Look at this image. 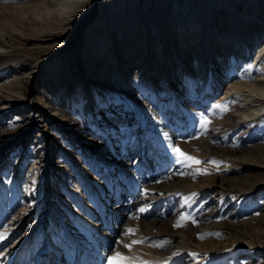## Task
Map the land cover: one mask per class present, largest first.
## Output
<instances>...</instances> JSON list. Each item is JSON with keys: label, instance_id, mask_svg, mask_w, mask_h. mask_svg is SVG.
Here are the masks:
<instances>
[{"label": "rangeland", "instance_id": "374dc122", "mask_svg": "<svg viewBox=\"0 0 264 264\" xmlns=\"http://www.w3.org/2000/svg\"><path fill=\"white\" fill-rule=\"evenodd\" d=\"M177 1L181 4L178 8ZM224 1L226 0H138L134 14L128 6L123 9L117 5L115 12L110 13V20L123 24L124 32L130 38L128 45H124V50L132 52L136 45L132 41L137 31L143 29L140 33L148 40L150 36L153 38L156 35L155 30L158 31L160 27L169 34L182 35L198 18L209 20L208 15L211 16L218 10L231 11V6L223 9ZM235 2L230 0L229 3ZM100 10L101 0L94 12L95 18L99 16ZM88 23L81 30L82 23L79 22L66 32L65 42L69 48L65 53L70 67L74 65L75 52H79L83 44ZM153 27H156L155 30ZM26 41L29 43L27 49L40 57L43 55L53 58L54 52L60 48L59 41L51 46L46 43L42 47L37 44L39 39L31 35L27 36ZM262 41L263 39L257 41L258 45L255 46H259ZM167 45L172 53L173 43ZM175 47H179L178 39L175 40ZM256 49L257 47L252 49V53ZM256 54L260 61L264 51ZM158 69L160 67L156 68L157 71ZM45 71L44 68L34 70L31 80L25 83V96L36 99L40 95ZM159 73L154 74L156 79L157 76L160 77ZM63 83L66 85L65 81ZM226 85L223 83L220 86L218 97L223 96ZM168 97L171 96L164 100L167 104L170 102ZM183 102L179 100L177 107H184ZM117 104L125 105L123 101ZM129 112V119L132 117L136 121L137 128H133L138 131L125 129L117 135L112 134V142L119 150L123 135H126V146L134 150L133 155L120 158L113 156L110 142L99 149L101 155L95 154V161H100L97 168L94 161L87 160L94 153L89 152L88 146L83 143V133L87 132L88 126L73 117L79 131L69 134L68 130H63L56 122L54 125H45L38 120L36 124L24 128L11 143L0 147V262L107 264L106 257L119 251L136 258L134 264H264V221H261L264 218L261 215L264 206V155L254 153L255 156L251 157L246 151L243 152V147H237L239 150L234 147L231 152L234 160L244 156L250 164L244 166L235 161L225 164L227 161L209 150V137L214 131L209 129L207 135L202 133L201 110L195 111L199 112V117L195 119L197 130L190 131L188 118H185V123L173 122L172 134H178L172 142L169 141L167 132L158 130L159 120L165 119L163 115L153 114L151 110L139 107H133ZM51 126H54L57 135L55 144L48 142L51 146L46 152L45 149H33L36 140L41 143L43 137H47ZM95 135L105 142L102 133ZM137 144H141L140 150H137ZM65 145L73 150V156L84 166L81 173L63 157ZM211 145H215L217 149L229 146L225 143ZM174 147L203 163L192 167L175 163L177 157L173 152ZM62 157L61 162L59 159ZM210 161H215L219 167L213 166ZM125 168H130L131 171L127 174ZM197 168L207 169L210 174H197ZM87 181L95 190L97 183H101L104 196L106 195L104 203H97L95 195L93 200L89 198V193L84 189ZM107 182H110V186ZM160 182H167V192L151 193V187ZM79 192L82 193L80 203L87 202L90 207L78 204L79 201L77 203ZM34 193L40 196L39 203L34 212L29 213L28 205L33 204L32 200L36 196ZM24 207L27 210H23ZM141 208L144 209L143 212L140 211ZM108 215H111L112 223L120 228L115 230L117 237L114 243L105 248L98 240L86 241V233L95 232L94 225L98 221L103 222V231L109 232L110 223L105 218ZM182 215L189 217L186 226L174 227ZM130 218L132 221L128 225ZM41 221V225L37 224ZM126 228L137 229V232L134 236L125 237ZM140 238L146 243L134 245L131 251L120 243H131V240ZM165 241L167 243L163 247L148 246ZM43 244L46 245L42 251L48 257L43 253L38 254Z\"/></svg>", "mask_w": 264, "mask_h": 264}, {"label": "bare ground", "instance_id": "6f19581e", "mask_svg": "<svg viewBox=\"0 0 264 264\" xmlns=\"http://www.w3.org/2000/svg\"><path fill=\"white\" fill-rule=\"evenodd\" d=\"M126 1L101 0L100 14L95 18L99 0H0V147L11 143L24 128L36 124L38 120L45 125H54L56 122L69 134L74 133L79 131L72 120L75 118L88 126L87 132L83 133V143L88 146L89 152L94 153L87 160L94 161L97 168L100 161H95V154H99V149L110 142L113 156L120 158L133 155L134 150L126 146V135H123L122 146L118 150L112 142V134L117 135L125 129L138 131L133 128L137 125L132 117L129 119V111L139 107L163 115L165 119H158V130L167 132L170 142L178 134H172L174 121L185 123V118H188L190 131L197 130L195 119L199 117V112L195 111H203L201 120L207 119L209 123L206 130L201 127L202 133L207 135L209 129L214 131L212 136L209 135V150L227 161L225 164L234 161L244 166L250 164L244 156L234 160L231 153L234 147H243V152L246 151L251 157L255 154L264 155V54L260 56V61L256 54L264 51V0H235L232 4L226 0L222 7L227 9L231 6V11L218 10L208 15L209 20L198 18L182 35L169 34L162 27L157 31L153 27L157 33L148 40L140 33L142 29L134 35L132 42L136 45L133 49L137 50L132 52L124 50L130 38L124 32L123 24L110 20V13L115 12L117 5L123 9L128 6L134 14L138 0ZM177 3L176 8L181 5ZM79 22L82 23L81 30L86 23L89 27L79 52H75L74 65L70 67L65 53L69 48L65 42L66 32ZM28 35L39 39L37 44L42 47L46 43L51 46L59 41L60 48L54 52L53 58L40 57L27 49ZM151 39L154 41L151 42ZM177 39L178 48L175 47ZM260 39H263L262 43L255 46ZM169 43L174 45L172 53L167 45ZM157 67H160L159 71ZM41 68L46 69L42 79L43 90L36 99H30L23 93L25 83L31 80L34 70ZM157 72H160V77L156 79L154 74ZM223 83L227 84L226 91L218 97L217 92ZM167 96H171L168 97L169 104L164 101ZM179 100L185 104L181 109L177 107ZM120 101L125 105L117 104ZM216 105L226 106L227 111H221ZM50 129L41 143L35 141L33 149H45L46 152L55 144L57 135L54 126ZM95 133H102L105 142ZM213 143L229 146L217 149L211 145ZM247 145L249 147L245 148ZM136 148L140 150L141 144H137ZM72 151L65 145L63 157L81 173L84 166L76 160ZM63 157L59 159L61 162ZM130 171V168L126 169L127 174ZM97 184L95 190L87 181L84 189L91 200L95 195L96 202L102 204L106 195L101 183ZM155 186L150 189L153 194H163L168 190L167 182ZM81 196L79 192L77 203L79 201L78 204L90 207L87 202L80 203ZM39 197L36 194L33 204L28 205L29 213L36 209ZM262 210L261 215L264 216V206ZM105 218L110 223L109 232L103 231V222L98 221L94 225L95 232L86 233L85 239L88 242L98 240L105 248H109L117 237L115 230L120 228L112 223L111 215ZM131 221V218L128 223L124 220L128 225ZM37 224L41 225L42 221ZM45 245L41 246L38 254L43 253L48 257L42 251Z\"/></svg>", "mask_w": 264, "mask_h": 264}, {"label": "snow or ice", "instance_id": "6c2138e0", "mask_svg": "<svg viewBox=\"0 0 264 264\" xmlns=\"http://www.w3.org/2000/svg\"><path fill=\"white\" fill-rule=\"evenodd\" d=\"M216 108L220 109L221 111H227V107L226 106H221V105H216ZM209 121L207 119H205L203 121V128L204 130L207 129V125H208ZM193 138H198V137H193ZM173 152L175 153L177 159L175 160V163L177 164H183L186 165L188 167H192L194 165H200L201 163H203L202 161L196 159L195 157L186 154L185 152H183L180 148L178 147H174L173 148ZM209 163H211L213 166L215 167H219L218 164H216L215 161H210ZM197 174L200 175H209L210 173L207 171V169H200L197 168L196 169ZM141 212L144 211L143 208L140 209ZM134 219H138V217H133ZM189 221V217L188 216H181L180 219L174 224V227H185L187 222ZM192 223H195V220H192ZM137 232V229L134 228H126L124 230V236L125 237H130V236H134ZM120 243L123 245L124 248H127L129 251L132 250V247L134 245L137 244H144L146 243V241L143 238L140 239H133L131 240V243H124L123 241H120ZM167 241L161 243V244H149L148 246L150 247H163L164 244H166ZM136 258L134 257H128L124 254H122L119 251H114V254H110L106 257V261L107 264H134Z\"/></svg>", "mask_w": 264, "mask_h": 264}]
</instances>
